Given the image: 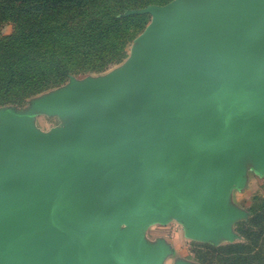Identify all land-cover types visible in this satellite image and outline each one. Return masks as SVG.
Wrapping results in <instances>:
<instances>
[{"label":"water","instance_id":"1","mask_svg":"<svg viewBox=\"0 0 264 264\" xmlns=\"http://www.w3.org/2000/svg\"><path fill=\"white\" fill-rule=\"evenodd\" d=\"M228 1L175 0L161 9L133 64L68 102L76 117L56 134L66 135L62 145L45 150L42 136L17 117L10 116L6 128L0 122V154L9 149L33 169L29 190L16 203L10 205V196L0 193V264H117L116 258H100L92 251L74 254L70 248L81 227L102 217L99 205L108 193L123 188L130 201L142 197L140 182L156 162L175 168L176 181L191 200L195 176L206 168L193 157L199 143L217 140L219 128L233 127L237 118L251 120L246 107H221L224 96L238 90L264 108V52L237 62L242 36L264 0L241 8L218 56L205 60L212 30L225 13L214 16ZM242 1L231 0L228 8ZM158 17L165 25L180 22L169 48L150 63L156 76L152 93L138 108L125 106L101 122L99 111L109 92L94 89L135 80L133 68L147 50Z\"/></svg>","mask_w":264,"mask_h":264},{"label":"crops","instance_id":"2","mask_svg":"<svg viewBox=\"0 0 264 264\" xmlns=\"http://www.w3.org/2000/svg\"><path fill=\"white\" fill-rule=\"evenodd\" d=\"M252 1L228 8L230 0L216 12L214 19L225 16L212 30L206 61L218 56L234 17ZM179 22L173 19L165 25L156 19L147 50L133 68L135 80L123 86H96L95 92H109L99 111L101 122L125 106L138 108L150 96L156 85L150 63L169 48ZM241 40L238 64L264 52V8L249 21ZM220 106L246 107L251 120L237 118L233 127L219 128L217 140L199 143L193 157L206 168L195 176L190 201L176 181L175 168L165 161L156 162L140 182L142 197L130 201L123 188L104 196L99 205L102 217L78 230L71 251L79 255L92 251L100 258H116L117 264H217L209 262V252L236 243L238 226L248 217L251 203L264 199V108L253 105L238 90L228 92ZM64 136L42 137L43 148L62 145ZM68 136L77 138L75 133ZM32 180L28 161L9 149L0 154V193L10 196V205L29 190ZM250 189L258 190L257 194L248 196Z\"/></svg>","mask_w":264,"mask_h":264},{"label":"rangeland","instance_id":"3","mask_svg":"<svg viewBox=\"0 0 264 264\" xmlns=\"http://www.w3.org/2000/svg\"><path fill=\"white\" fill-rule=\"evenodd\" d=\"M175 0H89L81 9L62 14L58 18H46V24L55 27L63 22L73 32L78 44L91 46L95 52V68L79 70L70 74L64 83L46 86L39 93L17 97L5 103L0 100V122L6 128L10 116L25 121L38 136L52 137L69 128L76 115L69 110L68 102L78 97L80 91L91 87L95 82L112 77L122 67L131 66L138 53L144 48L151 27L158 12ZM28 25L21 21H0V40L3 36L26 32ZM42 47V48H41ZM37 49L38 56L56 54V46L46 44ZM5 51L0 50V61H5ZM8 60L22 55L20 49L9 52ZM86 62L84 65H89ZM3 128V129H4ZM2 134V133H1ZM258 191V190H257ZM249 191L248 196L257 194ZM252 195V196H253ZM261 202L251 203L248 217L238 226L239 236L236 243L244 244L251 250L244 256H254L253 264H264V234L260 240L255 236H245L244 231H264V216L260 214ZM261 251V252H260Z\"/></svg>","mask_w":264,"mask_h":264},{"label":"trees","instance_id":"4","mask_svg":"<svg viewBox=\"0 0 264 264\" xmlns=\"http://www.w3.org/2000/svg\"><path fill=\"white\" fill-rule=\"evenodd\" d=\"M89 0H0V21H21L28 25L26 32L3 36L0 50L5 51V61H0V100L9 101L17 97L39 93L46 86H57L65 82L70 74L79 70L95 68V52L91 46L78 44L75 33L68 30L63 22L55 27L44 23L46 18H58L62 14L81 9ZM51 44L56 46V54L38 56L37 49ZM42 48V47H41ZM20 49L22 55L8 60L9 52ZM90 62L89 65H84ZM263 209L254 217L264 216V199H259ZM245 236H255L260 240L263 230L244 231ZM251 250L241 243H231L215 248L209 253V262L217 264H253L254 256L242 254ZM261 252V251H260Z\"/></svg>","mask_w":264,"mask_h":264}]
</instances>
